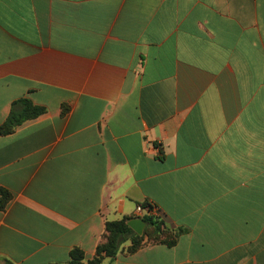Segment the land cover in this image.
<instances>
[{"label": "crops", "instance_id": "0c3cea01", "mask_svg": "<svg viewBox=\"0 0 264 264\" xmlns=\"http://www.w3.org/2000/svg\"><path fill=\"white\" fill-rule=\"evenodd\" d=\"M22 98L0 264L90 260L145 204L176 244L102 264H264V0H0V123Z\"/></svg>", "mask_w": 264, "mask_h": 264}, {"label": "trees", "instance_id": "16d2710c", "mask_svg": "<svg viewBox=\"0 0 264 264\" xmlns=\"http://www.w3.org/2000/svg\"><path fill=\"white\" fill-rule=\"evenodd\" d=\"M45 111L44 107L33 104L29 99L22 98L13 102L8 117L0 123V135L13 133L17 127L37 118ZM66 111L67 108H64L63 113ZM10 198V193L0 188V211L5 208ZM142 207H148L149 210L152 208L148 204L142 205ZM128 220V218H122L119 221L106 222L103 241L96 247L92 259L85 261L83 251L74 248L69 252L68 264H101L105 257L114 258L121 244L127 240L130 241V245L127 247L126 253L132 254L144 245L145 237L152 243H160L171 247L176 244L178 235L181 232L180 229L176 231L167 230L162 222L149 214L143 216L147 226L143 234L139 236L127 226Z\"/></svg>", "mask_w": 264, "mask_h": 264}, {"label": "water", "instance_id": "95a60500", "mask_svg": "<svg viewBox=\"0 0 264 264\" xmlns=\"http://www.w3.org/2000/svg\"><path fill=\"white\" fill-rule=\"evenodd\" d=\"M127 226L137 235H142L144 228L146 226V222L140 218V217H136V218H132L130 220L127 221Z\"/></svg>", "mask_w": 264, "mask_h": 264}, {"label": "built area", "instance_id": "2783aa9c", "mask_svg": "<svg viewBox=\"0 0 264 264\" xmlns=\"http://www.w3.org/2000/svg\"><path fill=\"white\" fill-rule=\"evenodd\" d=\"M141 209H142V210H146L147 212H149V213H151V214H153L154 211H155V210L152 209V208L149 210L148 207H142V206H141L140 208H138V210H141Z\"/></svg>", "mask_w": 264, "mask_h": 264}, {"label": "rangeland", "instance_id": "374dc122", "mask_svg": "<svg viewBox=\"0 0 264 264\" xmlns=\"http://www.w3.org/2000/svg\"><path fill=\"white\" fill-rule=\"evenodd\" d=\"M145 241H143V243H144ZM123 244V243H122ZM119 249H120V247H119ZM103 261V260H102ZM9 263V262H8ZM12 264V263H11ZM101 264H102V262H101Z\"/></svg>", "mask_w": 264, "mask_h": 264}]
</instances>
